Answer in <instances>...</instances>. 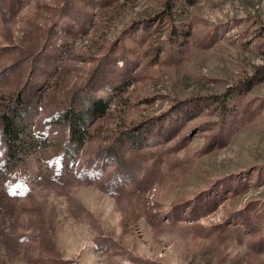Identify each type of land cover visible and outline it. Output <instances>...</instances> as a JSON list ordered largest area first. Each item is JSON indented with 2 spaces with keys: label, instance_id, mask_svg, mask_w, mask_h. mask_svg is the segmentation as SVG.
<instances>
[{
  "label": "rangeland",
  "instance_id": "obj_1",
  "mask_svg": "<svg viewBox=\"0 0 264 264\" xmlns=\"http://www.w3.org/2000/svg\"><path fill=\"white\" fill-rule=\"evenodd\" d=\"M0 264H264V0H0Z\"/></svg>",
  "mask_w": 264,
  "mask_h": 264
},
{
  "label": "trees",
  "instance_id": "obj_2",
  "mask_svg": "<svg viewBox=\"0 0 264 264\" xmlns=\"http://www.w3.org/2000/svg\"><path fill=\"white\" fill-rule=\"evenodd\" d=\"M31 90L32 87L29 89V92H27V94H21L20 96H18V99L15 101V106L12 107L11 110L2 113L1 116L3 120L2 136L7 139L8 147L10 148V150L13 149V144L10 142L9 136L12 135L14 136V134L18 132V128L20 124L18 120L20 119L21 115H23V113L29 110L32 100L30 99V95H28V93H30ZM104 109H105L104 102H99V103L94 102L86 110L83 111L82 120L87 121V119L95 118L96 115H101ZM67 117L68 119H70L71 121L70 123L74 124L73 121L74 118L76 117L74 116V113L72 111H67Z\"/></svg>",
  "mask_w": 264,
  "mask_h": 264
}]
</instances>
